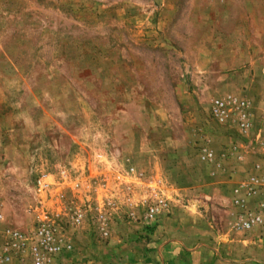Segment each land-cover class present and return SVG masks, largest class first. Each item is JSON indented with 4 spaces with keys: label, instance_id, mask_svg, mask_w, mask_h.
Returning <instances> with one entry per match:
<instances>
[{
    "label": "rangeland",
    "instance_id": "obj_1",
    "mask_svg": "<svg viewBox=\"0 0 264 264\" xmlns=\"http://www.w3.org/2000/svg\"><path fill=\"white\" fill-rule=\"evenodd\" d=\"M228 96L250 102L249 134L210 119V101ZM207 137L243 158L227 152L232 177L214 186L198 155ZM254 164L264 167V0H0V227L27 231L41 210L73 208L84 220L58 264H139L158 226L208 215L225 227L230 262L219 264H264V231L232 228V190ZM41 174L50 188L39 193ZM159 197L169 211L144 222Z\"/></svg>",
    "mask_w": 264,
    "mask_h": 264
},
{
    "label": "built area",
    "instance_id": "obj_2",
    "mask_svg": "<svg viewBox=\"0 0 264 264\" xmlns=\"http://www.w3.org/2000/svg\"><path fill=\"white\" fill-rule=\"evenodd\" d=\"M208 115L217 125L234 127L240 135L249 134L253 130L254 118L250 102L243 97L228 96L215 98L210 101ZM239 147L232 143L228 146L229 154H236V160H243L237 154ZM226 153H216L204 142L198 149L199 159L208 166L220 168L221 162L227 157ZM134 172V169H130ZM139 178L143 173L139 172ZM39 193L50 188L47 174H41L36 180ZM233 205L237 210L232 228L249 231L258 228L264 231V167L254 164L252 172L245 174L232 190ZM158 195V193H157ZM254 200L250 206L248 201ZM170 204L164 198H158L144 212V222H155L159 215L169 211ZM0 215V220H1ZM84 213L73 208H66L62 216L51 215L41 210L36 213L32 226L27 231H18L9 227H0V264L12 260L29 264H58L62 256L73 251L72 230L80 227ZM102 230V231H101ZM101 235L107 236L102 227Z\"/></svg>",
    "mask_w": 264,
    "mask_h": 264
},
{
    "label": "crops",
    "instance_id": "obj_3",
    "mask_svg": "<svg viewBox=\"0 0 264 264\" xmlns=\"http://www.w3.org/2000/svg\"><path fill=\"white\" fill-rule=\"evenodd\" d=\"M210 143H212V140H210ZM229 144L230 142H227L226 146H229ZM254 163H257V161H255ZM217 168L218 167H215L213 165L207 166V180L211 186H214L216 181H220V179L224 177H232V174L229 173V171H222L221 167L218 168L219 170ZM174 172L178 173L179 169H175ZM206 196L204 195V197L208 199L209 196ZM224 197L225 196H223V198ZM189 202H192V204L195 205H192L193 207L190 205L188 206L192 207L195 210L194 213L196 214V216L199 215L198 212L202 213V210L196 207L197 201L191 199V201ZM193 202H195L196 204ZM178 209L183 210L185 213L188 212L187 207L174 205V212L172 211V213H175L176 211H178ZM221 211L227 212L226 210ZM196 220L200 221L198 218ZM168 221L163 223V226L157 227L156 235L154 236V239L152 241L139 244V264H219L221 262H230V260L223 261V258L221 257V255H226V253H224L223 251L221 252L220 248L221 246H223L222 240L224 238L223 236L225 227L220 222H217V220H215V217L212 216L210 219V216L208 217L207 215V225H205L203 222H196L195 224H190V226H187V224H182L177 220H171V222ZM201 224H203V226ZM162 229H164L165 231L162 232ZM158 230L160 232H158ZM232 243L239 244L241 242L232 241ZM2 264L21 263L12 260L8 263Z\"/></svg>",
    "mask_w": 264,
    "mask_h": 264
}]
</instances>
